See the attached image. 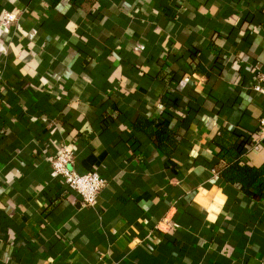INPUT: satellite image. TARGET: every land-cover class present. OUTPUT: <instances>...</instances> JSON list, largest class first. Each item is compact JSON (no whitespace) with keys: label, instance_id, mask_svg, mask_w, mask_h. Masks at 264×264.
<instances>
[{"label":"crops","instance_id":"1","mask_svg":"<svg viewBox=\"0 0 264 264\" xmlns=\"http://www.w3.org/2000/svg\"><path fill=\"white\" fill-rule=\"evenodd\" d=\"M260 72L264 0H0V264H264V197L216 143L264 162ZM64 145L106 180L94 207L53 173Z\"/></svg>","mask_w":264,"mask_h":264},{"label":"trees","instance_id":"2","mask_svg":"<svg viewBox=\"0 0 264 264\" xmlns=\"http://www.w3.org/2000/svg\"><path fill=\"white\" fill-rule=\"evenodd\" d=\"M264 98V97H263ZM178 105L180 101L178 100ZM140 122V118L138 120ZM160 148L164 145L176 148L179 140L177 134L166 126L158 128L150 133ZM239 137L227 127H222L220 134L216 138V143L220 147V156L225 160V164H218L217 170L220 177L226 181L236 184L242 192L248 197H264V162L259 166L244 163L240 159ZM242 143L244 140L241 138ZM241 144V143H240ZM248 144L247 142L245 143ZM251 142L247 146H251Z\"/></svg>","mask_w":264,"mask_h":264},{"label":"built area","instance_id":"3","mask_svg":"<svg viewBox=\"0 0 264 264\" xmlns=\"http://www.w3.org/2000/svg\"><path fill=\"white\" fill-rule=\"evenodd\" d=\"M16 20L14 13H5L3 21L9 23ZM4 23V24H5ZM253 89L264 97V73H258L257 83ZM258 138L251 146L252 150L260 147L264 140V115L260 118ZM74 151L68 145H64L62 150L52 159L51 165L55 176L60 177L64 183L80 195L82 203L86 207H94L97 204L99 194L106 185V180L96 171L79 173L71 168L74 161Z\"/></svg>","mask_w":264,"mask_h":264}]
</instances>
